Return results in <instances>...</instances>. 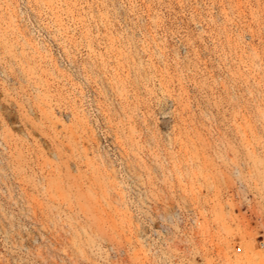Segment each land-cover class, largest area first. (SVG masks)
<instances>
[{
    "label": "rangeland",
    "instance_id": "rangeland-1",
    "mask_svg": "<svg viewBox=\"0 0 264 264\" xmlns=\"http://www.w3.org/2000/svg\"><path fill=\"white\" fill-rule=\"evenodd\" d=\"M0 264H264V0H0Z\"/></svg>",
    "mask_w": 264,
    "mask_h": 264
}]
</instances>
